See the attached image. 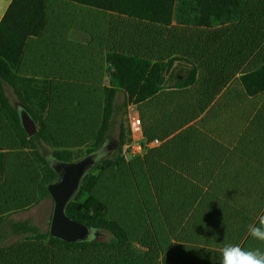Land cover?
<instances>
[{"label": "crops", "instance_id": "obj_1", "mask_svg": "<svg viewBox=\"0 0 264 264\" xmlns=\"http://www.w3.org/2000/svg\"><path fill=\"white\" fill-rule=\"evenodd\" d=\"M12 1L0 0V22ZM46 1L43 35L28 41L29 50L35 48L31 61H36L37 67L42 60L43 37L49 34L54 40L52 56L58 59L52 68L69 72L67 79L55 77L54 81L87 87L79 91V101H97L94 96L105 91L103 86L110 79L102 71L109 67L116 70L108 61L109 52L139 55L152 61L177 56L181 59L169 85L180 81L188 86L166 88L142 101H162L163 108L153 110L154 125L148 130L139 115L143 121L142 140L151 146L136 152L130 133L128 156L144 160L148 152L160 146L157 133L163 126L165 134L179 135L182 156L199 168L189 175V181L209 185L164 196L158 206L163 212L156 216L151 202H145L149 227H155L158 234L151 241L153 252L136 243L141 257H133V264H220L226 244L264 251V243L247 235L248 225L264 214V92L250 95L241 80L244 73L264 63V45L252 46L264 37L263 21L255 22L253 40L246 29V25L252 27L250 15L213 28L176 23L161 26L69 0L55 1L56 11L51 15V0ZM22 68V74H29V65ZM193 69L196 76L189 80ZM154 139L160 143L154 145ZM0 146L6 147L5 141L0 140ZM257 168L262 172H255ZM13 171L8 150L5 180ZM163 240L166 252L159 256Z\"/></svg>", "mask_w": 264, "mask_h": 264}, {"label": "trees", "instance_id": "obj_2", "mask_svg": "<svg viewBox=\"0 0 264 264\" xmlns=\"http://www.w3.org/2000/svg\"><path fill=\"white\" fill-rule=\"evenodd\" d=\"M69 1L161 26L176 23L213 28L239 22L252 11L248 0ZM46 16V0H13L0 22V129L8 145L7 148L0 147V226H4L10 216L29 211L50 196L48 186L58 174L48 155L41 152L42 142L52 148V160L58 163L79 161L85 157L82 149L67 143L87 141L92 136L95 143L89 153H94L113 127L119 92L126 94L127 101H143L163 89L188 86L180 81L169 85L176 63L181 61L178 56L152 61L139 55L109 52L108 61L116 70L108 76V102L103 111L102 126L97 129L92 113L89 111L86 115L79 106L81 102L89 103L78 100L84 86L74 91L78 102L76 108V104L69 101H55L54 86L57 83L54 77L38 78L18 71L29 50V39L43 35ZM195 76L193 69L187 79L194 80ZM241 80L250 95L264 92V63L244 73ZM63 82L56 86H71ZM8 88L13 89L26 113L41 123L35 135L30 137L26 133L19 108L12 103ZM79 123H82L81 129H78ZM123 131L124 127L118 154L93 167L67 209L71 218L93 229L107 231L111 238L68 243L30 222L20 223L16 228L26 234L21 241H33L32 247L24 252H32L37 258L36 264H133V257H141L136 243L154 251L151 241L155 240L153 237L158 231L149 227L151 221L145 202L148 201L149 171L157 161L155 157L147 161L130 159L131 139L126 140ZM8 150L12 154L14 171L11 178L5 180ZM16 247L12 244L0 248V264H10L5 254ZM145 253L150 252L146 250Z\"/></svg>", "mask_w": 264, "mask_h": 264}, {"label": "rangeland", "instance_id": "obj_3", "mask_svg": "<svg viewBox=\"0 0 264 264\" xmlns=\"http://www.w3.org/2000/svg\"><path fill=\"white\" fill-rule=\"evenodd\" d=\"M55 1H58V0H51V3H50L49 11L51 15H54L56 11V7L54 6L57 3ZM249 6L252 7V11L249 14L250 15L249 19H250V22H252V27H248L246 24L245 25H246V29L249 31V36H251L252 35L251 31L252 30L255 31L253 26L256 21L262 20L263 25H264V0H250ZM155 32L158 33L159 30L157 29L155 30ZM255 35L256 34L253 33L252 39L255 37ZM65 36L68 37L69 35L65 34ZM43 39H44L43 44L45 48H44V52L42 55V60L38 62L37 67H35L34 64L36 63V61H31V59H34V52H35L34 49L35 48L31 47V49L29 50L26 56L28 62L27 60H24L22 62L20 70H18L19 73L21 74L23 73L22 67L23 65L26 64V65H29V69H31L30 71H28L29 74H27L29 76H34L38 78L64 77L65 79H67L69 72L67 71L64 72L62 69L55 71L52 68V66L58 62L57 61L58 59H55V57L52 56V52H51L52 46H54L53 38L49 34H47L43 37ZM259 39L260 40L259 42H257V45H255L256 42H253L254 43L252 45L253 47L264 45V37L259 38ZM113 71H114L113 67H109L108 71L103 70L102 72L104 74H107V78H108V76ZM106 84L109 85V80ZM56 85L54 86L55 101L58 102V100L60 99H62L64 102L69 101L71 103L76 104V108H77L78 102H77V97L74 94V91L78 88H82L83 86H56ZM108 85L103 86L105 88L104 92L100 90L98 91L99 95L94 96L95 98L98 99L97 101H89V103L87 102L79 103V106L82 108V111L86 115L88 114L89 111L92 113L93 118L96 119V123L98 125L97 129L100 128L103 123V111L108 102L107 101L108 93H109ZM86 88L87 87H85V89ZM8 90H9L8 95L10 96L12 103L14 104L15 107L19 108V111H20L19 113H21L22 115L27 114L25 111V108L20 104L13 89L8 88ZM139 101L140 100L138 99L127 101L126 96H123L121 94L119 95L118 93L116 97V103H115L116 112L114 115V124H113V127L110 133L108 134L105 141L101 145V146L104 145V147H106L107 153H104L102 155L101 157L102 159L97 164H99L104 159L115 157L118 154L119 139H120V134L122 132L123 127H124L123 133L125 135L126 140L130 139L131 117L132 116H137V114L140 116L142 115L144 118L145 124L147 125V130L150 129L149 127H153L154 125L153 110L156 107H159L160 109H162L163 102L160 101V102H156L155 104H153L150 102L146 103V102H142V101L139 102ZM36 123H37V127L39 130L41 123L40 122H36ZM7 124L10 125V123L8 122ZM77 126H78V129H81L83 127L82 123H79ZM68 129L72 130V127H68ZM157 134H158L157 136L160 137V141H162L160 146L148 152L145 159L142 160V161H147L155 157L157 161L154 168L149 171L148 182H147L148 201L151 202V205L153 208L152 210L153 216H156L157 214H162L163 209H161L158 206L161 201L165 200L164 196L174 195V193L179 192V191H184V190L191 191L197 188H200V189L202 187L206 188V186L209 185L207 183H197V182L189 181V175H192L198 172L199 168L190 164L189 161L185 157L182 156L180 152V140L178 138L179 136L178 134L174 135V133H171V132H166L165 134L163 132V126ZM13 135L14 134H12V136ZM84 135L85 134H83V136ZM171 136L173 137L170 138ZM0 140L4 143L1 132H0ZM94 143H95V139L91 136L89 140L87 141L77 140L74 143H67V144H69L70 146H74V145L79 146V148L82 149L83 157L84 156L86 157L87 155H90L89 151L90 149L94 147ZM0 147L3 148L2 146ZM7 147L8 145H6V147L4 148H7ZM100 147L96 151H98ZM40 150L42 153L48 155V159L51 160V162L53 163L55 167L59 166L58 162L52 160V156H51L52 148L51 147L45 145L44 142H42ZM255 172L260 173L262 171L259 168H257ZM261 182H264V180H262ZM261 182H252L250 184L259 186ZM54 208H55V201L50 195L46 197L39 205L33 207L31 210L22 212V213H17V214H14L13 216H10V218H8V220L6 221L5 225L0 226V248L4 246L7 247L12 244L17 245L15 249H12L11 251L5 254L6 261H9L10 264H36L37 263L36 262L37 258L33 256L32 252H24L26 249L32 247L33 241H21L23 240L22 238H24L26 234L22 232L21 230H18L16 226L20 225V223L30 222L34 224L35 226L39 227L42 231L50 232V227H51L52 218L54 214ZM110 238H111V234L104 230L99 231L98 235H96V239L103 240V241L109 240ZM200 245H203V243H200ZM137 249L140 251L138 247ZM165 252L166 251H165L164 240H163L162 250L159 256L162 254H165ZM17 257H20V258H17Z\"/></svg>", "mask_w": 264, "mask_h": 264}, {"label": "water", "instance_id": "obj_4", "mask_svg": "<svg viewBox=\"0 0 264 264\" xmlns=\"http://www.w3.org/2000/svg\"><path fill=\"white\" fill-rule=\"evenodd\" d=\"M22 124L27 134L31 137L38 132L37 123L29 114L20 113ZM107 153L106 147L100 149L79 161L72 163H59L54 168L57 171V179L48 186V191L55 201L54 214L50 227V235L68 243H77L95 240L99 230L71 218L67 209L73 198L79 193L86 175Z\"/></svg>", "mask_w": 264, "mask_h": 264}, {"label": "clouds", "instance_id": "obj_5", "mask_svg": "<svg viewBox=\"0 0 264 264\" xmlns=\"http://www.w3.org/2000/svg\"><path fill=\"white\" fill-rule=\"evenodd\" d=\"M247 235L264 243V214L256 217L247 227ZM220 264H264V251L260 248L245 249L239 244H226L221 250Z\"/></svg>", "mask_w": 264, "mask_h": 264}, {"label": "built area", "instance_id": "obj_6", "mask_svg": "<svg viewBox=\"0 0 264 264\" xmlns=\"http://www.w3.org/2000/svg\"><path fill=\"white\" fill-rule=\"evenodd\" d=\"M131 133L133 136V145H135V151L141 152L145 147L151 146L150 143L142 140L143 138V121L141 117L137 114V116L131 117ZM159 139H154L153 144H159Z\"/></svg>", "mask_w": 264, "mask_h": 264}]
</instances>
